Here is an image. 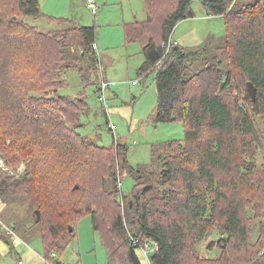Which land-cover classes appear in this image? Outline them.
<instances>
[{"label":"trees","instance_id":"trees-1","mask_svg":"<svg viewBox=\"0 0 264 264\" xmlns=\"http://www.w3.org/2000/svg\"><path fill=\"white\" fill-rule=\"evenodd\" d=\"M200 1L226 26L209 55L163 47L195 17L193 0H145L148 19L125 25L127 42L143 44L140 74L157 70V121L185 128L151 169L129 166L125 145L83 136L88 103L59 93L72 68L88 85L80 64L99 67L97 28L50 17L66 28L42 31L28 22L45 16L40 0H0V158L26 163L19 178L0 170V200L33 202L49 258L60 262L90 216L111 264H143L139 251L149 264H264V0ZM125 169L135 180L128 195Z\"/></svg>","mask_w":264,"mask_h":264},{"label":"rangeland","instance_id":"rangeland-1","mask_svg":"<svg viewBox=\"0 0 264 264\" xmlns=\"http://www.w3.org/2000/svg\"><path fill=\"white\" fill-rule=\"evenodd\" d=\"M257 0H237L238 6L252 4ZM97 13L87 7V0H40L44 17H30L28 22L42 31L64 29L63 25L50 19L65 18L81 26H95L98 30L97 52L99 67L89 69V59L80 64L84 68L88 85L78 68H72L66 75L67 85L59 93L74 97L84 96L89 105L88 113L82 115L79 132L105 147L127 146L129 166H147L156 169V156L163 154L164 142L185 138L182 122H158L157 112V70L142 76L140 68L145 62L143 44L140 41L127 42L125 25L144 22L148 19L145 0H95ZM195 17L180 21L172 38L192 56L206 46L214 51L226 35L222 16H208L200 0H193ZM68 26V25H66ZM217 55V53H215ZM110 83L105 92V101L100 100L102 83ZM109 124L117 129L111 130ZM263 162L262 153L258 163ZM26 169V163L18 168L2 170L19 178ZM122 193L133 191L135 180L122 170L120 175ZM35 206L30 199L17 197L0 200V264H16L19 259L25 264H111L107 251L98 233L93 231L92 218L82 217L77 224V238L72 241L63 255L49 258L48 248L40 228L34 222ZM254 227H257L253 220ZM257 234V232H256ZM206 243L201 251L205 252ZM148 250V249H147ZM207 254V253H206ZM143 264H149L147 256L139 251ZM120 264V263H118Z\"/></svg>","mask_w":264,"mask_h":264},{"label":"built area","instance_id":"built-area-1","mask_svg":"<svg viewBox=\"0 0 264 264\" xmlns=\"http://www.w3.org/2000/svg\"><path fill=\"white\" fill-rule=\"evenodd\" d=\"M94 1L95 0H87V7L89 9H91L93 13H97L98 9H97V5L95 4ZM173 42H174V44L176 43V41H173V40L170 39V41L168 43H164L163 44V47H166V55L170 51V48H171ZM161 64H162V62H160L158 64V66H160ZM110 86L111 85H110L109 82L104 81L102 83V85H101V88H100V100L104 101L105 103H106V101H105V92L107 91L108 88H110ZM109 127L113 131H115L117 129L115 124H109ZM0 169L8 170V167L6 166V164L4 163V161L1 158H0ZM156 248H157V246H156ZM148 252L149 251L146 249V254ZM54 256H56V255L54 254ZM16 264H25V263L21 259H19Z\"/></svg>","mask_w":264,"mask_h":264},{"label":"water","instance_id":"water-1","mask_svg":"<svg viewBox=\"0 0 264 264\" xmlns=\"http://www.w3.org/2000/svg\"><path fill=\"white\" fill-rule=\"evenodd\" d=\"M247 88H248L249 95L252 98H255V96H256V88H255V86L252 83L249 82L247 84ZM75 189H79V185H76Z\"/></svg>","mask_w":264,"mask_h":264},{"label":"crops","instance_id":"crops-1","mask_svg":"<svg viewBox=\"0 0 264 264\" xmlns=\"http://www.w3.org/2000/svg\"><path fill=\"white\" fill-rule=\"evenodd\" d=\"M178 43V42H177ZM98 46V45H97ZM24 262V261H23Z\"/></svg>","mask_w":264,"mask_h":264}]
</instances>
